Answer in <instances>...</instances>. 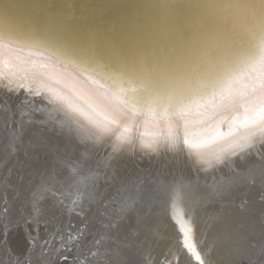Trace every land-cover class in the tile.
Returning <instances> with one entry per match:
<instances>
[{"label": "bare ground", "instance_id": "1", "mask_svg": "<svg viewBox=\"0 0 264 264\" xmlns=\"http://www.w3.org/2000/svg\"><path fill=\"white\" fill-rule=\"evenodd\" d=\"M215 16L217 21L227 22L226 14ZM0 18V29L10 27L28 34ZM230 29V23L227 28L214 29L202 24L190 42L180 39L181 44L167 53L126 60L119 57L107 68L141 74L145 78L135 83L139 91L151 96L156 90L147 87L184 71L212 46L233 40ZM24 98L23 90L15 95L0 87V105L10 106L12 113L9 122V114L0 111V215L7 225L31 219L36 227L33 193L42 182H51L54 190L72 194L49 195L40 201L39 222L49 224L47 241L51 234L59 237L63 232V241L74 240L85 232L79 225L86 224V231L96 234L97 244L92 249L102 247L117 264H199L196 251L205 264H228L248 257L264 263V160L259 158L264 155V145L258 143L255 151L226 157L223 164L206 168L199 164L196 150L184 143L183 118L170 113L173 127L169 128L161 108L155 119L146 110L137 114L131 133L135 143L114 153L112 141H82L45 114L32 112L22 117L20 107L27 109L20 104ZM35 104H42L40 97L35 98ZM210 114L200 115L193 109L190 131L197 135L189 139L207 138L217 128L228 131L227 122ZM12 130L16 131L14 146H10ZM169 132L177 143L171 150L164 139ZM153 138L160 139V150H143L141 142ZM217 147L207 145L202 151L213 152ZM69 165L77 169L74 175ZM81 177L85 179L77 183ZM78 194L81 198L73 205ZM132 199L135 203L120 211L121 205L125 201L131 204ZM4 207L10 214L2 213ZM181 216L194 225L196 248L192 251L183 245L178 224ZM39 232L29 233L35 235L29 238L42 239ZM41 241H37L38 257L44 249Z\"/></svg>", "mask_w": 264, "mask_h": 264}, {"label": "snow or ice", "instance_id": "2", "mask_svg": "<svg viewBox=\"0 0 264 264\" xmlns=\"http://www.w3.org/2000/svg\"><path fill=\"white\" fill-rule=\"evenodd\" d=\"M202 7L205 11L226 14L227 22L208 15L204 24L214 29L219 26L227 28L230 23L234 45L203 71L192 70L195 83L191 79L181 86L159 82L155 94L145 96L135 83V80L145 78L141 74L109 71L98 58L77 51L59 36L39 37L4 27L0 29V87L15 95L24 91L25 98L20 104L27 109L18 106L22 117L30 116L32 112L45 114L61 129L78 135L82 141H112L114 153L135 143L131 133L137 114L146 110L155 119L162 108L169 128L173 127L170 113L183 118L184 143L196 150L199 164L213 168L216 164H223L226 157L248 154L255 151L258 143L264 145V0H221ZM36 97L41 98V105L35 104ZM193 109L200 115H203L200 109H211V117H218L221 123L227 122L228 131L221 132L217 128L207 138L189 139L197 135L190 131L194 121L189 115ZM0 111L9 114L10 122V106L0 105ZM9 135L10 146H14L16 131L12 130ZM164 139L167 149L177 147L171 132ZM207 145L218 147L213 152L202 151ZM141 147L158 152L160 139L143 140ZM259 158L264 160V155ZM69 168L74 175L77 169L70 165ZM84 179L81 177L77 183ZM54 189L53 183L42 182L33 193L32 211L37 232L40 201L49 195L59 198L72 194ZM80 198L78 194L72 204L76 205ZM134 203L135 199L131 204L125 201L120 211ZM4 211L6 213L7 209ZM178 224L183 245L194 250V225L182 216ZM196 259L199 264H205L199 251H196Z\"/></svg>", "mask_w": 264, "mask_h": 264}, {"label": "water", "instance_id": "3", "mask_svg": "<svg viewBox=\"0 0 264 264\" xmlns=\"http://www.w3.org/2000/svg\"><path fill=\"white\" fill-rule=\"evenodd\" d=\"M218 2L221 0H0V17L23 32L59 36L110 67L119 57L159 55L181 44L180 39L190 42L206 17L215 16L202 6ZM233 45L234 38L212 46L184 71L161 82L181 86L191 79L195 83L192 70L203 71ZM147 88L156 90V85Z\"/></svg>", "mask_w": 264, "mask_h": 264}, {"label": "rangeland", "instance_id": "4", "mask_svg": "<svg viewBox=\"0 0 264 264\" xmlns=\"http://www.w3.org/2000/svg\"><path fill=\"white\" fill-rule=\"evenodd\" d=\"M4 203L6 202L4 201ZM4 209H6V207L2 209L3 214L5 215L7 213L10 214L8 208L6 213L4 212ZM3 218L4 215L1 214L0 215V264H15V263L16 264H117L116 261L112 260L107 255L110 253L103 250L102 247L97 246L98 248L92 249L93 244L96 243V241L94 240L96 234L93 233L91 229L90 230L88 229L86 231V224L79 225L81 229L84 228L85 234L80 233L79 236L75 237L74 240L69 238L70 241L65 242L63 241L64 232L63 234H61L62 237L61 236L57 237L59 235L57 233H56L57 235L51 234L49 236L50 239H48L47 241L46 236L49 235L48 232L49 224L41 223L39 226V231L42 232L44 236H42V239L41 237L36 236V238H34L33 240L32 238H29V236L34 237L35 235H31V234L29 235V233L36 231V227L35 226L32 227L33 224L31 219L26 220L25 221L27 222L26 224L24 221H17L16 223L13 224L9 223L7 225V223H5L2 220ZM5 224L6 227L8 226L7 229L4 228ZM71 224H73L74 226L75 221L72 222ZM25 225L26 227H24ZM62 226L64 228L65 224H62ZM37 241L38 243H40L41 241L42 242L41 244L44 245L41 246L42 248L44 247V249L41 250L42 256L40 257L37 256L38 253L37 247L39 246L37 244ZM75 251L78 253L73 255ZM228 264H264V263L263 260L262 261L255 260L253 257L250 260V258L248 257V258H244V260L242 258V260L234 261Z\"/></svg>", "mask_w": 264, "mask_h": 264}]
</instances>
